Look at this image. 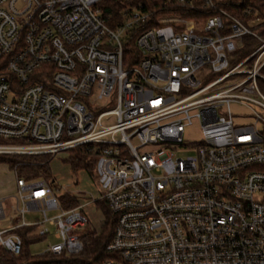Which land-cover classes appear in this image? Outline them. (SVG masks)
<instances>
[{"label": "built area", "instance_id": "2783aa9c", "mask_svg": "<svg viewBox=\"0 0 264 264\" xmlns=\"http://www.w3.org/2000/svg\"><path fill=\"white\" fill-rule=\"evenodd\" d=\"M109 1L0 0V140L11 143L0 155L96 154L97 203L116 216L104 264H264V117L238 125L232 110L264 111L263 31L219 0L127 5L114 28ZM244 37L259 44L239 60ZM195 123L202 139L187 142ZM16 184L20 222L0 229V247L19 256V229L45 240L54 227L62 243L44 254L79 255L85 207L64 210L49 181ZM28 210L44 219L27 224Z\"/></svg>", "mask_w": 264, "mask_h": 264}, {"label": "trees", "instance_id": "16d2710c", "mask_svg": "<svg viewBox=\"0 0 264 264\" xmlns=\"http://www.w3.org/2000/svg\"><path fill=\"white\" fill-rule=\"evenodd\" d=\"M166 0H130L128 4H124L121 0H110L105 7L106 14L112 17L109 24L116 27L120 24L122 19V12L126 6L139 7L143 5L148 10L161 7ZM218 10H222L234 18L240 20L244 25L254 30H262L264 34V0H219ZM177 15H182L187 19L208 20L214 15L209 10L201 9L199 14H188L187 10L177 8L175 10ZM164 13V12H162ZM166 15V14H161ZM258 21L257 28H252V25ZM138 33L125 44V55L137 54L135 45ZM244 47L236 54V59H244L250 55L258 46V41L251 37H244ZM9 143L10 141H1L0 143ZM70 153L68 163L72 168L77 170H85L89 174L96 171V154L86 148H75L67 151ZM53 155H0V164L5 165L9 171L14 173L17 179H23L26 182H33L36 180L48 182L51 178L50 163ZM60 205L64 210L76 208L80 205L77 197L71 194H65L59 199ZM98 205L102 207L105 222L101 231H97L90 221L85 229L80 232L84 243V250L76 256L53 254H43L35 256L31 253V246L39 243L43 238L33 236L31 233L36 227H24L17 231V233L24 240L23 252L19 256H14L5 250H0V264H104L109 259L106 247L112 241L116 226V216L112 213L109 205L106 202H99Z\"/></svg>", "mask_w": 264, "mask_h": 264}, {"label": "rangeland", "instance_id": "374dc122", "mask_svg": "<svg viewBox=\"0 0 264 264\" xmlns=\"http://www.w3.org/2000/svg\"><path fill=\"white\" fill-rule=\"evenodd\" d=\"M259 23H255L254 26H257ZM257 28V27H253ZM257 32V30H254ZM234 116L236 117V123L238 125H250L254 124L253 120V111H256L259 115H263L264 111L257 107H243L238 108L234 106L232 108ZM114 122L113 118H108L104 121V126L111 125ZM258 129L264 134V123H258ZM185 139L187 142H199L201 137V131L199 125L195 123L192 127L187 129ZM0 144H11L9 143H0ZM70 158L69 152H60L53 156L50 163V173L51 178L49 182L53 188L54 194L59 200L65 194H71L78 198L80 205L84 206L85 213L87 214L89 220L92 223V226L97 230L101 231L102 226L105 222V215L102 207L97 203L101 199L102 186L98 179L96 171L93 174H89L85 170L75 171L71 164L68 163ZM17 178L14 173L9 171V169L0 164V192L8 193L5 195L7 198L5 215L6 218L0 221V229H8L13 226L12 216H17V194L16 192L10 194V190H13L16 184ZM41 180L33 181L38 183ZM2 194V193H0ZM20 206V204H19ZM22 209V206H20ZM60 214V211L49 212L48 217L50 219L56 218ZM21 217V216H20ZM18 216V218H20ZM43 214L40 211H27L24 216V221L27 224H35L39 220H43ZM50 235L47 239L42 240L39 243H35L31 246V253L35 256L43 255L48 247L61 244L62 241L57 239V230L54 227H49ZM39 231L35 230L33 236H38Z\"/></svg>", "mask_w": 264, "mask_h": 264}, {"label": "crops", "instance_id": "0c3cea01", "mask_svg": "<svg viewBox=\"0 0 264 264\" xmlns=\"http://www.w3.org/2000/svg\"><path fill=\"white\" fill-rule=\"evenodd\" d=\"M16 182H17V180H16ZM16 192V194H17V203H18V207H20L19 206V202H18V193H17V184H15V186H14V188H13V190H10V194H13V193H15ZM0 193H2V194H0V199L2 200V202H3V213H4V217L6 218V213H5V207H6V202H7V198H6V196L5 195H8V193H5V194H3L4 192H0ZM18 207H17V209H18ZM30 211H35V210H30ZM17 212V211H16ZM13 217H14V219H13ZM5 218H2V219H5ZM2 219H0V221H2ZM12 219H13V221H14V223H13V226L12 227H14V226H16L19 222H20V218H18V215L17 216H12ZM11 228V227H10ZM5 229V228H4ZM7 229V228H6ZM2 230V229H1ZM35 230H37L36 228L34 229V231ZM34 231L31 233L32 235H33V233H34ZM0 250H4L2 247H0Z\"/></svg>", "mask_w": 264, "mask_h": 264}]
</instances>
